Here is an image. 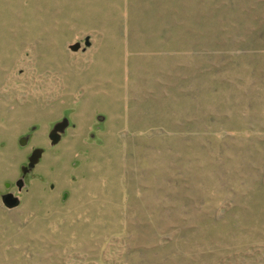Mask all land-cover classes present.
I'll return each instance as SVG.
<instances>
[{"label":"rangeland","instance_id":"obj_1","mask_svg":"<svg viewBox=\"0 0 264 264\" xmlns=\"http://www.w3.org/2000/svg\"><path fill=\"white\" fill-rule=\"evenodd\" d=\"M0 82V264H264V0H0Z\"/></svg>","mask_w":264,"mask_h":264},{"label":"water","instance_id":"obj_2","mask_svg":"<svg viewBox=\"0 0 264 264\" xmlns=\"http://www.w3.org/2000/svg\"><path fill=\"white\" fill-rule=\"evenodd\" d=\"M85 45L86 46L89 45L88 39L85 40ZM79 48H80V43H75L73 45H70V49L72 51H77ZM68 125H69V120L67 117H63L61 120H59L53 124L52 128L48 132V139L50 140L51 146L56 145L60 141L61 136L65 132ZM27 140H28V136H22L19 139L18 143L20 146H24V145H26ZM43 151H44L43 148H40V147L34 148L27 158V164L20 166L21 175L14 182L18 192H20L24 188V185H25L24 177H25V175L32 168H34V166L39 162V160L41 159V156L43 154ZM4 186H5V188L8 189L10 186V183L5 182ZM1 201H2V204L8 209L17 207L20 203L19 197L16 196L15 194H13L12 192H6V193L2 194L1 195Z\"/></svg>","mask_w":264,"mask_h":264},{"label":"bare ground","instance_id":"obj_3","mask_svg":"<svg viewBox=\"0 0 264 264\" xmlns=\"http://www.w3.org/2000/svg\"><path fill=\"white\" fill-rule=\"evenodd\" d=\"M92 77V76H91ZM1 83V82H0ZM114 94V93H113ZM94 97V96H93ZM114 97V96H113ZM89 104H90V102H89ZM23 112V111H22Z\"/></svg>","mask_w":264,"mask_h":264}]
</instances>
